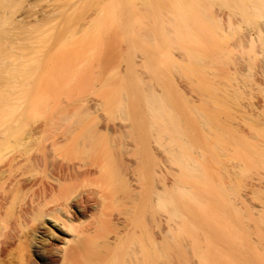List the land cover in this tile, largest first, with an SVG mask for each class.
Returning <instances> with one entry per match:
<instances>
[{
    "label": "bare ground",
    "instance_id": "6f19581e",
    "mask_svg": "<svg viewBox=\"0 0 264 264\" xmlns=\"http://www.w3.org/2000/svg\"><path fill=\"white\" fill-rule=\"evenodd\" d=\"M0 264H264V0H0Z\"/></svg>",
    "mask_w": 264,
    "mask_h": 264
}]
</instances>
